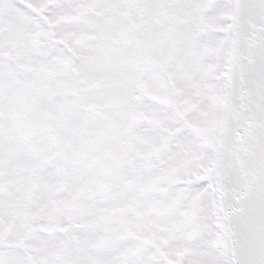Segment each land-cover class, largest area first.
<instances>
[{"label": "snow or ice", "instance_id": "obj_1", "mask_svg": "<svg viewBox=\"0 0 264 264\" xmlns=\"http://www.w3.org/2000/svg\"><path fill=\"white\" fill-rule=\"evenodd\" d=\"M0 264H264V0H0Z\"/></svg>", "mask_w": 264, "mask_h": 264}]
</instances>
